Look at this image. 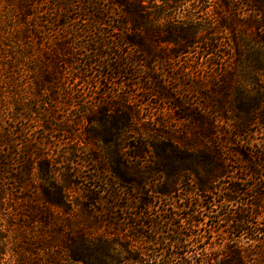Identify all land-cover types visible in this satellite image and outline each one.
I'll return each instance as SVG.
<instances>
[{"label":"rangeland","instance_id":"1","mask_svg":"<svg viewBox=\"0 0 264 264\" xmlns=\"http://www.w3.org/2000/svg\"><path fill=\"white\" fill-rule=\"evenodd\" d=\"M204 1L206 5L198 9L187 4L181 15H186V12L189 15L195 10L201 12L200 9H205L204 12L212 15V18L215 13L221 20L227 15L228 21L233 19L234 23L237 22L235 32L223 30L217 35V28L212 26L208 30V34H211L207 37V40L212 39V43L205 39L186 55L168 57L165 54L166 57L152 61L151 73L159 78L165 95V98H158L147 95L148 91H152L151 84L145 79L148 70L132 57L133 50L121 45L118 22L113 14L106 19V22H110L109 26L97 29L90 28L83 21L84 18L80 20L82 15L76 11V7L65 5V9L71 11L69 18H65L58 7L62 3L60 0H0V32L8 25L10 29L5 28L4 32H15V75H11L12 70L0 71V128L2 135L7 137L5 143L8 145L4 149L13 159L15 170L11 173L16 178L23 177L26 161L32 163L29 164L32 170L27 187L19 181L4 182L9 187L7 193L15 195V262L7 256L2 264H71L62 249L67 236L96 238L110 234L119 237L135 230L131 221L139 210L134 198L141 190H133L138 187L136 181L146 187L160 185V175L153 170L156 156L151 154L149 163L141 165L140 170L136 167L139 162L125 159V174L131 183L124 184L125 187L119 185L120 181L107 167L112 145L102 147L86 140L88 131L103 132L100 124L93 125L84 120L85 112L90 111L102 98L107 96L112 102L127 99L125 105L129 110L119 109L121 113L117 116L123 118L130 111L136 115L131 124L134 132L122 134L119 140L126 137L129 143L134 139L133 142L137 143L152 140L174 145V139L165 138L178 135L183 128L187 132L189 123L181 117L188 113H199L205 119L215 116L211 112L210 97L213 91L217 93L221 88L220 73L223 75L224 69L230 71L234 67L237 74L246 75L263 73L256 64L258 59H264V32L259 33L255 27L257 0H200L199 5ZM28 6L33 7L30 12L33 16L29 19L24 17ZM207 20L205 22L211 25L214 23ZM30 30L27 38L26 31ZM90 47L97 48V53H104V56L93 57L95 52L92 53ZM109 49H113L112 53ZM239 59L240 64L237 63ZM5 63L8 65V62ZM102 63H130L126 67L128 75H100L103 71L99 65ZM262 75L264 77V73ZM41 79L49 81L41 84ZM39 87L44 91H39ZM261 87L264 88L263 81ZM221 99L217 95L216 102ZM173 104H179L180 108H173ZM217 123L216 142L229 133V127L223 121ZM69 129L74 131H70V134L60 131ZM152 129L160 131L163 139L158 137L153 140ZM250 129L251 144L261 147L263 125L261 127L254 123ZM119 152L122 157L127 153L121 149ZM96 158L103 163V171L99 170L98 164H93ZM49 169L56 170L51 184L42 179L43 174L47 177L46 171ZM238 173L234 170L231 176ZM185 176L176 182L170 176L165 183L179 189L184 197V187L192 185L185 182ZM69 182L76 186L66 190L68 200L64 211L49 208L43 203L44 189L54 197L58 194L51 185L58 189L69 185ZM217 185L222 186V183ZM84 186L97 197L98 204L85 202L83 197L87 194L83 191ZM146 189L143 187V191ZM176 197L177 193L173 198L158 199L153 213L160 218L164 217L161 210L166 208L171 213H180L184 202ZM150 198L149 194H143L141 201ZM194 198L200 202L214 201L215 206L199 215L202 223L196 233L176 218L182 234L181 246L170 242L173 234L163 228V234L154 248L169 250L167 253H184L181 260L171 259L168 263L234 264L230 263L227 252L232 248L244 257L243 264H264V216L253 221L259 225L258 238L247 240L238 237L239 233L231 235L236 227L231 221L238 204L219 203L215 195H211V198ZM115 199L118 201L115 202ZM125 202L128 206L123 208ZM224 212L225 217L221 216ZM117 221L122 223L120 229L114 226ZM254 233L247 230V237ZM164 261L166 263V258Z\"/></svg>","mask_w":264,"mask_h":264},{"label":"trees","instance_id":"2","mask_svg":"<svg viewBox=\"0 0 264 264\" xmlns=\"http://www.w3.org/2000/svg\"><path fill=\"white\" fill-rule=\"evenodd\" d=\"M60 1L62 3L58 7L65 18L71 12L65 9V5L71 6V8L76 7V11L82 15L80 20L84 18L83 21H86L90 28L98 29L109 26L110 22H106V19L110 18L108 15L113 14L118 22L117 28L121 45L133 50L132 57L139 61L141 65H145L148 70L145 79L147 83L149 82V85L151 84L152 91H148L147 95H154L158 98H165V95L159 78L151 73L152 61L156 62L162 59L163 56L166 57L165 54L168 57L186 55L205 39L212 43V39L207 40L208 35L211 34H208V30L212 26L215 29L217 28V35L223 30L235 32V27L237 26V22L234 23L233 19L227 20L228 18L225 17L227 15L223 16L221 20L215 13L214 18H212V15L210 16L207 12H204L205 9H200L201 12L195 10L189 15L187 12L186 15H181L182 13L180 12L184 13L187 4L192 6L193 9L205 6L206 1H204V4L199 5L200 0ZM218 7L221 10L223 9L222 6ZM32 9V6H28V11L24 14L25 18L29 19L33 16V13H30ZM205 20L208 22L212 20L214 23L211 25ZM30 27L27 26V28ZM255 27L259 33L264 32V0H257V21ZM5 28L9 30L10 25ZM5 28L0 32V61L2 62L0 71L12 70L10 72L13 76L15 75V32L13 30L12 32H4ZM28 34H31V30L26 31L27 38ZM163 46L165 47L163 48ZM96 50L97 48L90 47V51L92 53L95 52L93 57L101 58L104 56V53L98 54ZM112 51L113 49H111L110 53ZM94 60L97 62L96 59ZM4 61L8 62V65L7 63L3 64ZM126 63H102L99 65V68L103 71L100 72V75L107 77V75L112 73V75L126 76L128 75L126 67L130 64L126 65ZM237 63H241L240 59ZM256 64L258 70L264 73V59H258ZM263 73L246 75L237 74L234 67L230 71H225L224 69L223 75L220 73V78L222 79L221 88L217 93L213 91L210 97L211 112L215 116L205 119L199 113L192 115L188 113L181 117L189 123L186 128L188 133L183 128L178 132V135H168L165 140L174 139L175 142L172 143L174 145L168 142L160 143L159 141L155 143L150 137L151 141L148 143L146 141L144 143L133 142L134 139L132 143H129V138L126 137L119 140L122 134L134 132L131 124L132 118H136V115L133 111H130L129 115H124L123 118L117 116V114L121 113L118 111L119 109L129 110L127 105H125L127 104V99L112 102L110 98L105 96L90 111L85 112L86 117L84 120L86 123L100 124L103 128V132L100 131L99 133L92 131L90 133L88 131L86 140L89 143L91 141L98 143L102 147L109 144L112 145L113 149L108 154L110 158L107 159V167L118 178V182L120 181L119 185L125 187L124 184L131 183L126 178L125 159L139 162L136 167L140 170L142 168L141 165L149 163L148 158L151 154L156 156L153 170L158 172L160 176L162 175V177L159 176L158 179L160 185L154 186L146 187L144 184L141 185L140 181H136L138 187L133 191L141 190V192L134 198L138 208L136 209L139 210L131 221L134 231H127V233L122 236L119 235V237L118 235L110 234L100 235L96 238L84 235L67 236L64 239L62 249H64L69 263L170 264L168 262L171 259L181 260L184 255L183 252L167 253L169 250L155 249L154 246L157 245L159 237L163 234L162 230L164 227L173 234L170 242L177 244V246L182 245L180 223L176 218L185 222L188 228L194 230V233H196V230H200L199 226L202 220L198 219L199 215L215 205L214 201L200 202L195 200L194 197L206 198V196H209L211 198V195H215L219 203L238 204L231 221L235 223L236 227L232 230L231 235L239 233L238 237H245L247 240L257 239L259 225L253 221L264 216V139L261 147L252 145L250 126L255 123L257 126L262 127L263 125L264 127V88L261 87V82H264ZM40 82L41 84L47 83L44 79H41ZM39 91L44 90L39 87ZM217 95L222 98L220 102H216ZM173 108L178 109L180 105L173 104ZM217 121H223L229 127L228 135H224L222 140L218 138V142H216L218 132L215 130V126L218 124ZM143 130L147 131L145 127ZM2 131L0 128V135H2ZM60 131L69 133L74 130ZM150 132H154V136H151L153 140L158 137L162 138V134H159L160 131L152 129ZM6 138V135L0 136V264L3 263L7 256L13 258L15 262V195L7 193L9 187L4 182L7 180L14 183L19 181L27 187L26 182L30 178L32 170V167L29 166L30 163L26 161L22 178L18 179L11 173L15 169L13 168L12 157L4 149L8 147L5 143ZM120 149L127 152L123 154L124 157L120 154ZM5 160H7V163H5ZM94 160L95 163L93 161L92 163L95 166L98 164L99 170L103 171V163H99L100 160L97 158ZM234 170L237 173L239 172L237 176H231ZM55 172V169H49L48 172L46 171L47 177L43 174L42 179H45L46 183L51 184V182H54L53 176ZM182 175H186L184 177L185 182L192 184L184 187V197L179 192V189H174L173 186L168 185L167 182L165 183L170 176L176 182L180 177H183ZM220 182L222 186L217 185ZM51 186L53 189L56 188L55 191H57L58 195L52 197L44 189L43 203L49 208L64 211L66 200H68L66 190L68 191V189L76 185L69 182V185L61 186L58 189L53 187L54 185ZM143 187L147 188V191H143ZM83 191L87 194L83 197L85 202L90 201L98 204L97 197L92 195L87 186L83 187ZM217 191L218 193H214ZM176 193V198L184 202V208L180 213L177 211L171 213L167 208L161 210L164 214L162 218L153 213V209L156 208L155 202L158 199L173 198ZM143 194H149L151 198L147 201H141ZM187 196L189 198H186ZM119 198L121 201V197ZM155 198L156 200H153ZM116 201L118 200L115 199ZM127 206L128 203L126 204V202L122 205L123 208ZM148 212L151 214H148ZM225 213L221 216L225 217ZM121 224L117 221L114 226L120 229ZM125 224L127 225V223ZM247 230H253L255 233L247 237ZM165 240L167 241L168 239ZM133 244L135 246H132ZM138 244H143L144 246H139ZM227 252L231 259L230 263L243 264L244 257L241 256L238 250L229 248ZM148 258L150 259L148 260ZM164 258L167 260L166 263H164Z\"/></svg>","mask_w":264,"mask_h":264}]
</instances>
